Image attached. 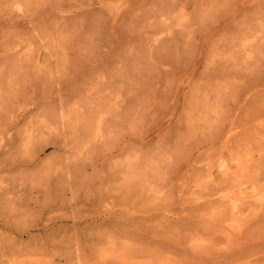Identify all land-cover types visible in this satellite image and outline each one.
Instances as JSON below:
<instances>
[{
    "label": "rangeland",
    "instance_id": "1",
    "mask_svg": "<svg viewBox=\"0 0 264 264\" xmlns=\"http://www.w3.org/2000/svg\"><path fill=\"white\" fill-rule=\"evenodd\" d=\"M1 1L5 2V8L0 9V68L4 70L8 96L4 103L0 102V117L3 113L11 114L13 105L16 107L11 93L19 89L21 95L17 120L7 133V137L13 135V141L8 142L12 144L4 146L6 155L0 156L3 163L0 167V264H264V246L233 243L228 246L222 232L211 233L197 227L200 189L213 184L206 177L210 164L208 160H196L197 151L186 164L189 155L186 149L193 145L192 132L197 122L193 98L209 87L211 81L214 83L217 79L226 84L233 80L232 74L216 78L218 63L231 62L233 58L231 50L222 53V48L217 47L222 41L216 35L220 29L209 28L206 34H198L197 39L192 37V29L202 27L200 23L208 25L230 3L222 0L218 4L215 0ZM35 3L40 6L39 10L46 12L38 17L37 23L26 24L23 17L36 9ZM210 6L215 12L212 9L213 13L205 17V7ZM108 10L123 13L116 21L121 34L117 32L120 35L115 40L112 61L97 70L91 69L92 72H82L83 67L74 72L84 58L110 49L101 43L105 33H99L101 18L111 22ZM161 10L163 13L152 23L151 14L157 15ZM9 11L15 16L7 19ZM13 20L19 23L13 25ZM143 21H147L148 29ZM120 27L123 30L119 31ZM252 38L241 40L235 49L248 50L255 43ZM261 52L264 54V49ZM256 56V51L243 56V60L253 62L248 70L256 69ZM17 70L26 71L21 76ZM72 74L75 76L71 79ZM14 76L17 81H10ZM94 77V82L97 77L104 80L101 87L89 85ZM66 79L71 89L74 87L71 83L79 89L86 85V89L73 95L63 87L60 98L55 89ZM98 95H103L107 104L95 113L91 100H96ZM185 98L186 106L180 104ZM49 123L52 131L47 132L45 124ZM260 132L264 131L260 128ZM260 132L253 133L250 139H264V133L260 135ZM47 138L57 141L58 145L47 147L34 163L28 162ZM144 139L147 142L143 144ZM117 142L123 144L122 150L113 156L104 155V150ZM221 145L218 142L214 151ZM250 147L251 152L256 150L255 154L264 153L262 148ZM231 150V146L222 149L224 157H229L227 164L236 153L239 157L245 152L238 149L232 154ZM198 162L201 163L198 165ZM262 166L249 168L252 174L247 185L238 189V202L245 197L246 205L264 203V185L252 180L254 174L264 169ZM201 167L204 179L197 174ZM227 173L234 176L233 181L238 175L233 171ZM228 175L217 177L214 184L220 181L232 184ZM221 197L225 203L230 202L231 195L227 198L222 192ZM199 211L209 215L215 207L207 206ZM259 213L264 216V210L260 209ZM262 225L253 221L232 222L234 230L243 226L246 237L252 240L264 237Z\"/></svg>",
    "mask_w": 264,
    "mask_h": 264
},
{
    "label": "bare ground",
    "instance_id": "2",
    "mask_svg": "<svg viewBox=\"0 0 264 264\" xmlns=\"http://www.w3.org/2000/svg\"><path fill=\"white\" fill-rule=\"evenodd\" d=\"M10 1L12 2V0H10ZM34 1L37 2L38 0H34ZM61 1L63 3H70L71 0H61ZM219 1L220 0H215L214 2H215V4H218ZM222 1H224L226 3H230L229 6L223 12L222 11L220 12L218 10L219 12L217 14H215L213 18H211V22L208 25L206 23V25L204 24V26H203L200 23L199 26H202V27H200V28L196 27L197 30H196V28L192 29V31H193L192 37L194 39L196 38V36L198 34L199 35H203V33L206 34L207 32H209L208 31L209 28L210 29L214 28V30L217 29V28L220 29L218 32H216V35H218V38L222 39V41L218 43L217 47L218 48H222L221 49L222 53L224 51L231 50L232 51L231 57H233L231 62H227L226 60H224V61L221 60L218 63L219 68H217V66H216V74L218 75V77L216 75V78L219 79V76L224 77L223 75H225V74L226 75L227 74H232L233 75V78H232L233 80L230 81V83L228 81H226V82H228L226 84L220 83L219 80L217 81V79H216V81L214 83H212V81H211L210 82L211 84H209V87H206V88L202 89L195 96V98H193L195 100V108L191 107V108L194 109L193 110V114H194V116H196L197 122L195 123V126L193 127L194 128V132H192V133H194L193 134L194 135L193 136V143L191 142V144H193V145H192L191 149H186L187 154L189 153V155H187L188 157L186 156L187 157L186 164L189 161L190 157L193 156V152L197 151V154L195 155V159L196 160H198V159H203V160H206V161L208 160V163L210 164L209 165L210 168H208V174L206 175V177L208 178V182L209 183L210 182L213 183V184H211V183L210 184H206V186H202V188L200 189L198 203L196 204V210H198L196 214H197V217H199V220H198L196 225L199 228H205V230H210L211 233L219 232V231L222 232L223 233L222 236L226 239L225 242H226V244L228 246H230V244H232V243L235 246H264V237H260L259 239L252 240L251 238L246 237L247 231L244 230L243 226H240V227L238 226V230H234L232 228V222H234L236 220H240V221L242 220L245 223H247L249 221H253V222L258 223V225H260V226H261V224H264V216H261L262 212H261V214L259 213L260 209L264 210V209H262V208H264V203H262V202H260V204H258V203L257 204L256 203H249V204L246 205L245 204L246 202L243 201L245 197L244 198L242 197V202H238V200H237L238 197L236 198L238 189H241V187L243 189V187H245L247 185V180H248L249 175L251 173L250 171L248 172L249 168L250 167H254V166H255V168H257V166H259L261 164L264 165V153H262V154L256 153L255 154L256 150H255L254 153L250 151L251 150L250 145H254L255 148H259V149L262 148V150H264V139H257V140L250 139V137H251V135L253 133L257 134L258 132H260V128H261V131H264V68H261V66H264V54H260L261 49H264V48H261L262 46H264V0H222ZM7 2H9V1H7ZM3 3H5V2L4 1L0 2V9H2V7H4ZM9 3H7V4H9ZM27 3H28V1H27ZM37 3L34 4L35 5L34 7H36V6L37 7H36V9L32 10L33 12L31 11L25 17L22 16L23 20H24V22L26 24H29V22H31V24L37 23L38 19L43 15V13L46 12L45 9L39 10L40 6H38ZM171 7H172V4H171ZM212 7L213 6L205 7V13H204L205 17H207L208 15L210 16V14L213 13L212 12V9H213ZM6 8L8 9V7H6ZM169 10H170V8H168L167 11H169ZM86 11L88 12L89 10H86ZM213 11H214V9H213ZM9 13H10L9 15L7 14V16H8L7 19H10V18L15 16L14 12L9 11ZM162 13H163V10H161L160 13L158 12L157 15L151 14L150 17H152V18H150V21L153 23L155 18H157V16L159 14H162ZM122 14L123 13H116V12H114L112 10H108V12H107L108 19L111 20V22H105L106 20L103 21V18H101L103 23H101L102 24V27H101L102 29L100 30L99 33H101V31H102V33L103 32L105 33V35L103 33L104 36L101 37V39H102L101 43H102L103 46L104 45L105 46H110V49L107 50L105 48L107 50L105 53H104L105 50L104 51L100 50V51L97 52V54L89 56L88 58L89 59L91 58L89 61H88V58L86 59V58H84L82 56L84 58L83 61H82V64H81V66L79 65V66H75V68L73 67L74 68L73 69L74 72H76L77 69H80L78 67H83V70H81L82 72H87V71H89L91 69H93V70L96 69L97 70L105 62H111L112 61V57H113L114 54H111V53H114V51H115V48H114L115 45H116L115 44V42H116L115 40L121 34L120 30H123L120 27V29H119L120 32H118V27H117L116 21ZM145 18H144V20H145ZM146 20H147V18H146ZM148 20H149V18H148ZM150 21H148V22H150ZM143 22H145V21H143ZM18 23H19V21L18 22H16V21L14 22V20L12 21L13 25H16ZM21 24H22V21H21ZM146 24H147V21L145 22V29L148 27V26L146 27ZM149 24H151V23H149ZM220 24H221V28H220ZM143 26H144V24H143ZM155 27H156V24H155ZM155 27L152 28V29H155ZM162 27H160V28H162ZM190 27H192V26H190ZM30 28H32V26ZM17 29H18V27H17ZM28 30H29V28H28ZM131 30H133V28ZM157 30H159V29H157ZM16 31H18V30H16ZM134 31H135V29H134ZM117 32L120 33L118 36H117ZM142 32H143V30H142ZM150 32H152V31H150ZM141 34H140V36H141ZM143 35L144 34H142V37H143ZM121 36H123V35H121ZM138 37H135V38L137 39ZM248 37L249 38L253 37L252 39H254L255 43L251 44V45L252 46L255 45V47L252 48V46H250V48L248 50L245 49V48L243 49V47H240L239 49H235V47L237 46V44L241 40L246 39ZM128 38L129 37L127 36L126 39H128ZM126 39H125V42L127 41ZM144 39H146V38L144 37ZM223 39H224V41H223ZM133 40H129V41L133 42ZM216 40H217V38H216ZM141 41H144V40L142 39ZM126 43H128V42H126ZM156 44H159V43H156ZM213 46H215V45H213ZM118 47H119V45H118ZM154 48H155V45H154ZM218 48H216V51L217 50L220 51V49H218ZM212 50L213 49H211V51L210 50H208V51L212 53L213 52ZM255 51H256V55H257L256 58H255L256 59V65H255L256 69L255 70H248V68H250V65L253 62H250L248 60H243L244 59L243 56H245V54H248V53L255 54ZM153 53H154V51H153ZM153 53L151 55H153ZM104 54L105 55L108 54V55L105 56ZM206 57L205 58L203 57V58L206 59ZM227 58L228 57H226L225 59H227ZM3 59L4 58H2L1 60H3ZM239 59L241 61H239ZM258 59H259V61H258ZM79 60H81V59L79 58ZM85 61H86V64H84ZM1 63L3 64V62H1ZM197 63L198 62L195 63L193 69L196 68ZM156 65H157V67H159L158 63ZM203 65H205V62H204ZM0 67H2V65H0ZM3 68H4V65H3ZM93 70H91V72ZM174 70H176V69H174ZM182 70H184V69L182 68ZM242 70H245V71H242ZM3 71H1V68H0V102L3 101V103H4V99L8 96V94H7L6 89H5V81H6V79H5V76H4L5 74H4ZM24 71H26V70H24ZM24 71H20L21 72V74H20L21 76L24 73ZM173 71H171V72H173ZM20 72L18 71V74ZM98 73H101V72H98ZM212 75H214V74H212ZM74 76H75V74H72L71 79ZM98 76H99V74H98ZM94 79H95V77L90 79L89 85L90 84H94V85L97 84L96 86H98V87H101L103 85V81L104 80H100V77L96 78L97 79V82L95 81L96 83L94 82ZM9 80L13 81V82L17 81L15 79V76L12 77V78H9ZM19 84H21V83H19ZM70 85H74V87L72 86L73 89H71V86H69V82H68L67 79H66V81H62V82L60 81L58 83L56 89H55L56 94H58L59 97L61 98L63 96V93L60 92V91H61V89L63 87L68 88L69 92L71 91L69 94H73V95H77L78 92H81L83 89L84 90L86 89V85H84L80 89L75 86V83H71ZM92 86L93 85H91V87ZM69 87H70V89H69ZM158 88H159V86H158ZM1 90H5V91H1ZM18 90L13 91L11 93V96L14 97L16 102H17L16 104L14 103L16 105V107L13 105V108H14L13 112L11 114H9V115H4V113H3V117H0V156L2 155L3 151L5 150V149L2 150L4 148V146H8L9 147L8 144H12V143H8V142H10L13 139V135H10L9 137H7V133L9 132V129L12 128V126L15 124V121L17 120L16 116H17V111H18V101L20 100L19 94L21 95V93H19ZM176 91L177 90H175L173 92L176 93ZM193 93H194V91H193ZM189 94H190V91H189ZM104 96H105V94H104ZM104 96L103 95H98L97 98H95L96 100H94V99L91 100V103L92 102L94 103V105L92 107L94 109H96L95 113L97 111H99L100 109H102L104 104L107 102V100L105 99ZM155 96H157V94ZM186 99L187 98H185L184 101H182L180 104L186 106V104H185L187 102ZM11 103H13V102H11ZM130 104H131V102H130ZM187 105H189V104L187 103ZM176 106L177 105H174V108H176ZM11 107H12V105H11ZM0 111H2V109H0ZM11 111L9 110V112H11ZM5 112H6V110H5ZM171 112H172V110H171ZM1 114H2V112L0 113V115ZM114 115H115V118H114V120H115L117 118L116 117V113ZM49 125H50V123H49ZM49 125L45 124V126L47 128V132L48 131H52V123H51L50 126ZM246 125H247V127H248V125H250V127H248V129H246L245 128ZM151 127L152 126H150V128ZM262 133H264V132H262ZM262 133L260 135H262ZM39 136L40 135H38V137ZM185 136H186V134H185ZM15 137L16 136L14 135V138ZM49 137L52 138V136H49ZM128 137H131V136H128ZM131 138H134V137H131ZM251 138H253V137H251ZM257 138H259V136ZM49 139L44 145H41L40 147H38L37 149L34 150L33 154L29 158L28 162L30 161V162L34 163L37 160V156H40L41 153H43L46 150L47 147H51L52 148V145L54 147L56 146V144L58 145L57 141L54 140L52 142V140L50 141ZM145 139L147 140V137H145ZM145 139L143 141V144L147 142ZM101 142H102V140H101ZM218 142H220V144H222V145H221V147L219 149H217L218 151H214L216 149L215 147H216V144ZM61 144H62V142H61ZM59 146H60V144H59ZM122 146H123V144H121V142H117V144L114 145L112 148H106L105 149L106 151L104 150V155L113 156L114 154L119 153V151L122 150ZM223 146L224 147L231 146V148H232L231 153L233 151L238 150V149H241V150H243V152L244 151L245 152L241 153L242 156L240 155L239 157L237 155L238 153L235 152L236 153V157L233 158V156H230L231 158H233V159H230V160H233V161L228 162V164H227V161H228L229 157L228 158L224 157L225 153L222 152V149H224ZM229 148L230 147H228V149ZM255 148H253V149H255ZM13 149H14V147H13ZM258 151L261 152L260 150H258ZM215 152L217 153L216 155L214 154ZM226 152H228V151H226ZM8 153H10V152L8 151ZM228 153H230V152H228ZM3 154H5V152ZM10 155H11V153H10ZM214 157H216V159H213ZM14 160H15V158H14ZM1 162H2V160H0V167L3 164ZM13 162H11L10 164H12ZM225 162H226V164H225ZM199 163H201V162H198V165H199ZM171 164H172V162H169V165H171ZM7 165H9V164H7ZM36 165H38V164H36ZM128 167L129 166H127V168ZM262 167H264V166H262ZM197 169H198V167H197ZM230 171L238 172V175H235V180L234 181H233L234 176L231 177L227 173V172H230ZM186 172H188V171H186ZM195 173H196V171H195ZM225 173L229 176V178H230L229 181H232L233 183L232 184H230L231 182L230 183H228V182L225 183V182L220 181L222 179H218L220 182L216 181L217 183L214 184L213 180H215L217 177L218 178L221 177ZM197 174H199L200 178L204 179V177H205L203 175L204 174V169L202 167L200 168V171ZM102 175H104V174H102ZM252 180L261 181L262 183H260V184L264 185V169H262V171H260V172H257L256 174H254V177H253ZM34 183H35V181H34ZM32 185H33V183H32ZM256 186L257 185H255V187ZM199 187H201V186H199ZM13 188H15V186ZM260 188H261V186H260ZM15 189H17V188H15ZM253 190L255 192L256 189L253 188ZM222 192L224 194H227V198L230 197V195H231V198L229 199L230 202L225 203L223 201V198L222 197L220 198V196L222 195ZM240 197H241V195H240ZM262 198H264V196H262ZM251 199L252 198H250V200ZM207 206H209V207L210 206H212V207L214 206L215 207V211L212 212L209 215H207L205 212H200L199 211V210H202L203 208H206ZM194 208H195V206H194ZM258 208H259V210H258ZM257 213L259 214V216H256ZM196 214H195V216H196ZM210 215H212L213 217L210 216ZM233 225H234V223H233ZM256 226H257V224H256ZM262 226H264V225H262ZM256 229L258 230L260 228L258 227ZM247 230H249V229L247 228ZM254 233H255V231H254ZM251 235H253V234H251ZM219 236L221 237V235H219ZM214 237L215 236H213V238ZM223 237H221V238L223 239ZM216 240H217V238H216ZM214 242H216V241H214Z\"/></svg>",
    "mask_w": 264,
    "mask_h": 264
}]
</instances>
